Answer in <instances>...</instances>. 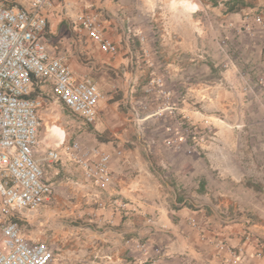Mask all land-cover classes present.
I'll list each match as a JSON object with an SVG mask.
<instances>
[{"label": "crops", "instance_id": "crops-1", "mask_svg": "<svg viewBox=\"0 0 264 264\" xmlns=\"http://www.w3.org/2000/svg\"><path fill=\"white\" fill-rule=\"evenodd\" d=\"M69 1L76 10L110 14L106 33L119 46L114 57L103 53L60 5L49 14L45 40L76 76L94 69L112 78L91 137L81 140L110 155L111 179L95 186L77 165L54 163L47 172L53 194L23 220L31 227L23 228L26 236L59 250L54 264H264V86L245 92L238 75L245 69L264 78V26L256 21L264 0ZM224 38L240 64L224 68ZM148 58L176 94H186L184 109L199 128L210 125L216 140L193 152L191 142L168 146L167 119L149 121L146 135L138 134L128 118V80L140 78V97L153 71ZM35 86L46 109L59 106L52 80Z\"/></svg>", "mask_w": 264, "mask_h": 264}, {"label": "built area", "instance_id": "built-area-1", "mask_svg": "<svg viewBox=\"0 0 264 264\" xmlns=\"http://www.w3.org/2000/svg\"><path fill=\"white\" fill-rule=\"evenodd\" d=\"M56 2L31 0L27 6H19L0 0V264H54L55 249L44 240L28 238L21 225L24 219L37 214L53 194V183L47 178L50 166L63 160L77 165L95 186H105L111 179V157L96 147L65 138L52 147L42 146L41 116L49 104L45 96H33L36 81L52 80L56 98L85 124L95 122L98 105L106 99L95 81L89 77L79 79L65 56L46 42L49 14L54 7L60 5L61 14L86 32L103 53L113 57L119 53V46L106 33L110 14L103 9L76 10L69 0ZM256 21L264 26L262 15ZM127 31L134 32L132 24ZM142 41L146 42L144 36ZM219 45L228 55L224 68L242 62L227 39H221ZM145 52L148 56V50ZM146 62L153 71L142 85L140 97L135 98L140 78L128 80V118L138 134L146 135L149 121L167 119L164 140L168 146L191 142L189 152H193L197 147L203 149L204 141L216 140L210 125L199 128L184 109L186 94H176L154 63L149 58ZM238 75L245 92H257L264 86V78L254 80L245 69ZM154 251L162 254L159 248ZM162 263L158 258L149 261Z\"/></svg>", "mask_w": 264, "mask_h": 264}, {"label": "rangeland", "instance_id": "rangeland-1", "mask_svg": "<svg viewBox=\"0 0 264 264\" xmlns=\"http://www.w3.org/2000/svg\"><path fill=\"white\" fill-rule=\"evenodd\" d=\"M109 73H107L108 75ZM106 74L92 70L88 77L95 81L100 90L107 95L112 86V78L108 80ZM101 77L105 78L104 80ZM40 81V80H39ZM110 85V87H109ZM37 87L35 86L36 92ZM59 106H55V109H44L42 112V123L40 127V137L43 142H55L58 143L62 138L68 140H83L84 134L87 137H91L93 132L92 124H82V119L73 114L66 106L59 102ZM50 203V202H49ZM40 214V213H39ZM22 227L25 230H29L31 227L28 222H21ZM59 250H56L58 252Z\"/></svg>", "mask_w": 264, "mask_h": 264}, {"label": "trees", "instance_id": "trees-1", "mask_svg": "<svg viewBox=\"0 0 264 264\" xmlns=\"http://www.w3.org/2000/svg\"><path fill=\"white\" fill-rule=\"evenodd\" d=\"M38 94H39V89L37 88L36 92L33 93V96Z\"/></svg>", "mask_w": 264, "mask_h": 264}]
</instances>
